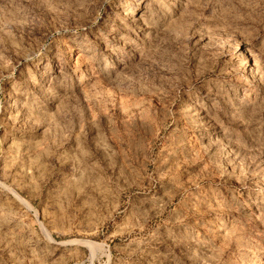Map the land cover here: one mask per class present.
<instances>
[{"label":"rangeland","instance_id":"obj_1","mask_svg":"<svg viewBox=\"0 0 264 264\" xmlns=\"http://www.w3.org/2000/svg\"><path fill=\"white\" fill-rule=\"evenodd\" d=\"M0 264H264V0H0Z\"/></svg>","mask_w":264,"mask_h":264},{"label":"bare ground","instance_id":"obj_2","mask_svg":"<svg viewBox=\"0 0 264 264\" xmlns=\"http://www.w3.org/2000/svg\"><path fill=\"white\" fill-rule=\"evenodd\" d=\"M78 243L86 245V246L90 247L93 250L96 248V245L93 242H90V241H85V242L79 241Z\"/></svg>","mask_w":264,"mask_h":264}]
</instances>
